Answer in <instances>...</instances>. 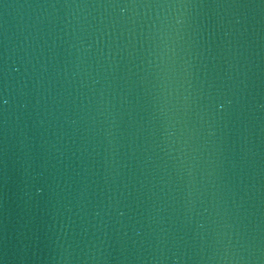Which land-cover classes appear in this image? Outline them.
Masks as SVG:
<instances>
[{"label": "water", "instance_id": "obj_1", "mask_svg": "<svg viewBox=\"0 0 264 264\" xmlns=\"http://www.w3.org/2000/svg\"><path fill=\"white\" fill-rule=\"evenodd\" d=\"M0 264H264V0H0Z\"/></svg>", "mask_w": 264, "mask_h": 264}]
</instances>
